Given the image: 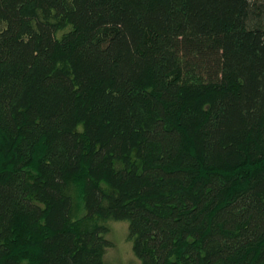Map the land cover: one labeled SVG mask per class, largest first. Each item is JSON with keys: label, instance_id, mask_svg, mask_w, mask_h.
<instances>
[{"label": "trees", "instance_id": "trees-1", "mask_svg": "<svg viewBox=\"0 0 264 264\" xmlns=\"http://www.w3.org/2000/svg\"><path fill=\"white\" fill-rule=\"evenodd\" d=\"M264 264V0H0V264Z\"/></svg>", "mask_w": 264, "mask_h": 264}, {"label": "rangeland", "instance_id": "rangeland-1", "mask_svg": "<svg viewBox=\"0 0 264 264\" xmlns=\"http://www.w3.org/2000/svg\"><path fill=\"white\" fill-rule=\"evenodd\" d=\"M108 238L113 245L105 255L106 264H142L141 259L133 250V243L129 239L128 221H112Z\"/></svg>", "mask_w": 264, "mask_h": 264}]
</instances>
